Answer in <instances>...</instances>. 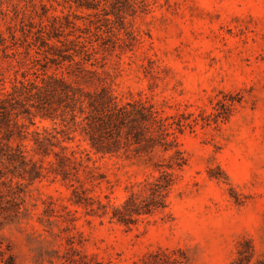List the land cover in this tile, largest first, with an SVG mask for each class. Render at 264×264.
I'll return each instance as SVG.
<instances>
[{
	"label": "rangeland",
	"instance_id": "1",
	"mask_svg": "<svg viewBox=\"0 0 264 264\" xmlns=\"http://www.w3.org/2000/svg\"><path fill=\"white\" fill-rule=\"evenodd\" d=\"M34 1L59 16L90 13ZM148 3L126 19L128 46L107 55L104 69L124 101L148 99L190 124L176 133L186 162L167 207L123 225L76 205V182L48 174L29 183L0 163L2 193L22 184L21 213L0 216V241L15 264H233L250 246V264L264 259V0ZM5 24L0 15V31ZM19 123L26 150L33 132L53 127L39 117ZM67 145L87 151L101 177L85 194L114 205L168 156L95 154L79 136Z\"/></svg>",
	"mask_w": 264,
	"mask_h": 264
},
{
	"label": "trees",
	"instance_id": "2",
	"mask_svg": "<svg viewBox=\"0 0 264 264\" xmlns=\"http://www.w3.org/2000/svg\"><path fill=\"white\" fill-rule=\"evenodd\" d=\"M63 1L90 13L59 16L34 0H14L0 9L6 20L0 31V163L11 166L13 176L29 183L48 174L74 181L76 205L110 221L133 225L167 207L176 172L186 162L176 133L190 124L184 118L164 116L148 99L124 101L104 69L107 55L128 46L126 19L145 13L148 0ZM36 117L50 120L53 127L33 132V145L26 150L19 120L32 123ZM77 136L95 154L168 156L155 164L157 174L132 186L120 204H111L107 195L103 203L83 189L86 183L98 184L101 177L89 166L87 151L67 145ZM21 186L16 182L15 187L7 186L6 193L0 191V216L21 213ZM252 258L250 246L238 251L233 264H250ZM0 264H15L1 241ZM254 264H264V259Z\"/></svg>",
	"mask_w": 264,
	"mask_h": 264
}]
</instances>
